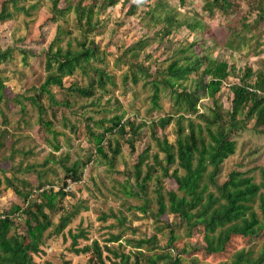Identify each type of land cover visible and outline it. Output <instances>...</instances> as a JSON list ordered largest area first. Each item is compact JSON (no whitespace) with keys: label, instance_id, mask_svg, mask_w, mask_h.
I'll return each instance as SVG.
<instances>
[{"label":"rangeland","instance_id":"1","mask_svg":"<svg viewBox=\"0 0 264 264\" xmlns=\"http://www.w3.org/2000/svg\"><path fill=\"white\" fill-rule=\"evenodd\" d=\"M3 1L0 0V6ZM137 1L129 0L125 4L120 0L116 5L108 7L98 15L99 25L88 37L98 45L104 56L103 61L93 63L111 76L104 89L95 87L91 97L67 91L65 88L71 82L87 86L89 76L94 75L92 70L86 74L81 69L63 79L64 87H50L56 99L66 101L62 106L56 107L58 123L54 127L60 130L56 138L38 122L37 111L26 96L35 94L45 78L43 52L49 50L60 53L71 38L80 37L74 14L69 12L65 16H58L57 21L53 22L50 19L52 0H26L18 3L27 8L26 11L9 6L12 16L0 21V49H11L10 56L0 62V77L4 84L0 91V177L14 176L18 179L15 182L19 187L22 186L24 190L31 188L29 200L37 198L40 186L45 189L52 187L53 190L64 186L63 190L68 192L65 196L55 198L54 210L45 209L53 223L44 232L41 251L32 255L36 264H64L65 260L69 264H89L91 251L77 254L71 250L68 230H85L87 237L78 238L76 246L82 247L90 244L93 239L96 240L108 264H123L120 256L122 253L128 254L130 262L136 264H150L147 256L156 253L176 257L179 259L178 264H232L236 251L243 249L256 256L264 243L263 228L255 237H231L230 244L222 254H208L199 248L203 244L201 231L193 230L187 236L186 229L177 216L167 212L155 215V188L160 185L162 191H176L177 185L171 176H161L160 167L154 162L153 156L157 155L158 161L165 165V154L158 150L152 134L154 131L157 137L164 135L173 143L176 137V120L173 119L164 128H153L150 123L167 113H176L172 94L176 87L161 89L158 100L161 107L154 108L150 100L152 86L149 81L152 77H141L137 83H133L130 78L131 69L127 65L128 60L142 61L152 73L158 74V70L168 64L166 58L170 57L174 46L181 40L195 38V49L200 55L212 59L229 57V66L233 68L234 75L241 73L240 68L244 63L249 64L255 72L261 70L264 73V21H256L260 0H222L230 5L222 8L220 3L214 4L212 13L204 8L205 2L208 3L209 0H185L180 4L177 0H162L168 2L169 8L179 16L184 14L189 21L195 18L203 24L191 37L188 30L183 28L164 39L157 33L158 27L148 32L143 27V21L146 20L142 19L143 13L148 8L145 2L135 9L134 14H127L128 4ZM149 1L153 3L155 0ZM30 4L33 6L29 7ZM59 5L64 7L65 3L60 1ZM58 24L70 33L58 34ZM145 35L148 41L137 50V56L124 53V50L135 45ZM166 40H171L172 43L166 44ZM228 41L236 47L235 50L229 47ZM21 50H26L27 55ZM125 74H128L127 79L124 78ZM193 77L197 78V75L191 74L190 78ZM227 79L229 82L235 80L232 75ZM177 88L178 91L181 90ZM232 96L231 89L225 84L216 94L220 105L218 111L225 119L229 116L227 110L231 106ZM200 97L197 111L211 113L208 108H213V101L202 95ZM42 102L45 106L50 103L45 96ZM43 116L45 119L50 118V110H46ZM115 116H120L121 121L132 120L139 123L140 129L135 137L129 139V134L120 136L116 132L105 133L102 143L107 155L112 156L107 142H110V146L119 147V152L106 161L95 153V136L105 132ZM185 116L200 123L205 135L203 120L193 113H185ZM90 118H103L105 121L96 124ZM182 122L187 128L186 120ZM237 122L239 126L232 129L229 137L235 141V150L222 162L217 182L221 183L226 179L232 169L244 171L253 176L255 182H261L260 168H264V127H255L254 119L244 117V114L237 116ZM129 141L133 144V149L130 148ZM146 148L147 157L141 165L140 178L145 175L149 166H153L151 179L146 181L144 194L130 196L125 193V189L130 191L129 184H134L131 172L138 154ZM74 161H78V170L81 169L80 179H65V166ZM176 167V162L168 165V173ZM21 179L26 184L21 183ZM260 192L264 195L263 188ZM259 202L256 199L253 206L261 218ZM13 205L24 208L26 201L19 198L11 188H3L0 192V212L3 214ZM143 206L146 207L145 211L142 210ZM74 208H78V212L71 222L62 232H54V224L59 216ZM104 214L106 217L101 219ZM11 215L14 224L9 234L24 235V215L20 211H14ZM168 225L178 235L174 247L167 245L170 230ZM117 234L120 235L118 241H108L111 235ZM152 235L156 236L153 244H143L140 249L134 246V241L138 238ZM165 260L160 259L156 264H164Z\"/></svg>","mask_w":264,"mask_h":264},{"label":"trees","instance_id":"2","mask_svg":"<svg viewBox=\"0 0 264 264\" xmlns=\"http://www.w3.org/2000/svg\"><path fill=\"white\" fill-rule=\"evenodd\" d=\"M21 1L26 0H4L0 6V21L7 20L12 16L9 6L26 11L27 8L18 4ZM60 1L65 3L64 7H60ZM128 1L122 0V3L126 4ZM184 1L177 0L179 4ZM118 2L120 0H52L51 21L55 22L58 16H65L67 13L73 12L75 24L80 30V37L71 38L60 53H52L49 50L43 52L45 78L37 87L35 94L26 96V99L37 111L38 122L46 130L51 131L54 138L60 132L54 127V124L58 123L56 107L62 106L66 101L56 99L50 87L53 85L64 87L63 79L73 75L78 69L86 74L92 70L94 75L89 76L87 86L71 82L65 88L73 94L91 97L95 87L104 89L106 83L111 79L107 71L93 63V61H103L104 56L98 45L88 37L99 25L98 15ZM144 2L148 8L143 13L142 19H146L143 21V27L147 32L158 27L157 33L162 39L183 28L188 30L191 37L196 29L203 27L198 19L193 18V21H189L184 14L179 16L175 10L169 8L168 2L162 0H155L153 3L149 0L130 2L127 14H134L135 9ZM205 3L204 8L209 13H212L214 4L220 3L222 8L230 5L229 2L222 0H212L211 2L209 0L208 3ZM259 3L256 21H264V0H260ZM32 6L33 4H30L29 7ZM243 25L246 23L243 22ZM57 27L58 34L70 33L59 24ZM146 38H148L146 35L143 36L135 45L124 50V53L128 52L132 56H137V50L141 49L148 41ZM185 40H181L177 45L174 44L176 47L174 46L170 57L166 58L169 61L168 64L158 70V74L152 73L142 61L130 62L128 60L127 65L131 69L130 78L133 83H137L141 77L145 79L152 77L149 81L152 86L150 100L154 108L161 107L158 102L161 89L176 87L172 90L176 113H167L150 123L153 128H164L173 119L176 120V137L173 143L169 142L164 135L157 137L154 131L152 134L158 150L165 154V165L158 161L157 155L153 156L154 162L159 165L161 176H171L177 185L176 191H162L160 185L155 188L157 202L155 215L160 216L167 212L177 216L183 223L187 236L191 235L193 230L201 231L203 244L199 245L200 249L208 254H222L230 244L231 237H255L264 228V195L260 192L262 188L264 189V168H260L261 182H255L253 176L236 169L230 170L227 178L221 183L217 182L222 162L235 150V141L229 137L232 129L239 126L237 116L244 114V117H252L255 127H264V73L261 70L255 72L249 64L244 63V66L240 68L241 73L234 75L233 68L229 66L231 64L229 57L212 59L209 56L200 55L195 49L197 40L195 38H190L189 41ZM165 43L169 44L172 41L166 40ZM229 43V47L235 50L236 47L231 42ZM10 51V48L0 49V62L10 56ZM21 51L27 55L26 50ZM121 59L120 56L119 60ZM191 74H196L197 78L191 79ZM230 75L235 78L232 82L227 81ZM124 78L127 79L128 74H125ZM246 78L249 80L246 81ZM2 81L0 77V91L4 87ZM223 84L229 86L233 93L231 106L227 110L229 113L227 119L218 111L220 105L216 100V94ZM177 87L181 90L178 91ZM199 92H201L200 95L213 101V108H208L211 113L197 111V102L201 98ZM44 96L50 102L47 106L42 102ZM46 110H50V118L45 119L43 115ZM185 113H193L205 122V135L201 124L193 118L185 116ZM90 120L96 124H102L105 121L103 118L99 120L90 118ZM183 120H186L187 128L183 125ZM139 129V123L136 124L132 120L121 121L120 116H115L111 119V125L105 128V132L95 136V153L109 161L119 152V147L110 146V142H107L108 150L112 154V156H108L102 143L103 135L107 132H116L120 136L129 134L127 138L129 139L135 137ZM262 131L264 132V129ZM129 144L133 149V144L130 141ZM146 157L147 148L138 154L137 162L132 169L134 184H129L130 191L125 189V193L130 196L137 197L144 194L146 181L151 179L153 166H149L145 175L140 178L141 165L145 162ZM175 162L177 167L168 173L167 166ZM77 165L78 161H74L65 166V179L69 178L73 181L80 179L81 169L78 170ZM15 181L18 179L14 176L0 177V192L3 188L9 187L19 198L26 201L24 208L13 205L10 210L4 211V216L0 218V264H36L32 255L41 251L44 232L53 223L45 209L54 210L55 198L65 196L68 192L63 190L64 186L58 190H53L52 187L45 189L40 186L37 198L29 200L32 189L24 190ZM19 181L26 184L23 179ZM65 183L64 181L63 184ZM256 199L260 201L261 218L253 206ZM142 210L145 211L146 207L143 206ZM14 211H20L24 215L26 227L24 235L9 234L14 224L11 215ZM77 212L78 208L63 212L54 224L53 231L62 232ZM105 217L104 214L101 219ZM168 227L170 230L167 245L174 247L178 235L171 226L168 225ZM68 233L71 239L69 246L71 250L77 254L91 251L89 264H108L105 262L101 246L96 240L93 239L90 244L82 247L76 246L78 238L87 237L85 230L79 229L76 232L68 230ZM155 237L152 235L148 238H138L134 241V246L140 249L143 244L151 245L156 241ZM119 239V234L111 235L108 241H118ZM106 248L110 250L108 247ZM115 255H117L116 252ZM120 256L123 264H136V262H130L128 254L122 253ZM160 259H166L164 264H178L179 262L178 258H171L167 253L147 256V261L150 264H156ZM64 264H69V262L65 260ZM232 264H264V243L256 256H252L249 251L243 249L236 251Z\"/></svg>","mask_w":264,"mask_h":264},{"label":"built area","instance_id":"3","mask_svg":"<svg viewBox=\"0 0 264 264\" xmlns=\"http://www.w3.org/2000/svg\"><path fill=\"white\" fill-rule=\"evenodd\" d=\"M3 216H4V214L1 213V214H0V218L3 217Z\"/></svg>","mask_w":264,"mask_h":264}]
</instances>
